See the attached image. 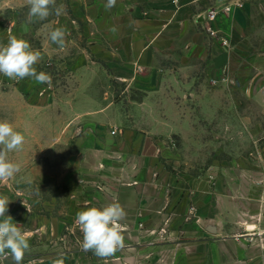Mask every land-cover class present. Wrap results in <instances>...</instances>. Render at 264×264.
Wrapping results in <instances>:
<instances>
[{
	"label": "rangeland",
	"instance_id": "1",
	"mask_svg": "<svg viewBox=\"0 0 264 264\" xmlns=\"http://www.w3.org/2000/svg\"><path fill=\"white\" fill-rule=\"evenodd\" d=\"M56 3L67 9V0ZM19 17L23 21L27 15ZM249 18L233 33L221 30L214 39L208 35L214 42L206 46L207 55H201L190 74L184 71L157 81L117 76L102 81L103 89L112 91L107 96L113 103L112 126L99 130L120 133L127 129L147 136L151 177L181 186L182 194L192 190L200 198L206 189L235 179L237 168L264 166V21L256 17L255 25ZM47 19L77 24L67 16L61 19L53 14ZM47 26L42 22L29 31L21 28V38L40 51L42 59L35 67L51 75L52 87L0 74V120H8L25 137L22 150L8 153L21 170L0 181V195L10 201L6 215L31 234V250L22 264H52L61 256L65 264H102L105 260L81 250L83 234L75 223L78 211L92 207L85 198L93 194L91 189L79 190L83 163L76 138L83 130L77 112L66 110L77 85L72 61L83 54L73 44L77 42L71 39L73 31L65 38L70 45L63 50L57 46L50 53L45 46ZM145 103L148 111L140 108ZM141 119L149 126L135 127L134 121ZM64 134L69 144L60 142ZM106 189L95 193L96 207L110 203L112 193ZM0 264L14 261L0 258Z\"/></svg>",
	"mask_w": 264,
	"mask_h": 264
},
{
	"label": "crops",
	"instance_id": "2",
	"mask_svg": "<svg viewBox=\"0 0 264 264\" xmlns=\"http://www.w3.org/2000/svg\"><path fill=\"white\" fill-rule=\"evenodd\" d=\"M220 1L180 0L176 6L172 0H117L105 10L106 0H67L60 16L72 17L77 24L71 26L67 19L22 21L21 13H28L26 0H0V44L6 45L11 36L21 38V28L29 31L44 22L50 53L57 47L50 32L64 27L73 31L71 39L77 42H72L83 54L72 61L77 85L66 108L77 112L82 134L96 133H78L76 138L83 163L79 190L91 189L85 203L95 206V193L109 184L110 203L119 202L127 213L120 222L126 226L125 247L102 264H264V166L237 168L235 179L197 198L195 191L182 194L181 186L151 177L147 136L127 129L114 134L99 130L112 126L113 103L107 98L112 91L103 89L102 81L116 80L114 76L157 81L190 74L214 42L202 30L199 9ZM249 17L251 24L256 25V17L264 21V0H247L215 25L233 33ZM114 26L116 33L109 31ZM140 108L149 109L146 103ZM134 122L140 129L149 126L143 119ZM60 142L69 144V138L64 134Z\"/></svg>",
	"mask_w": 264,
	"mask_h": 264
},
{
	"label": "clouds",
	"instance_id": "3",
	"mask_svg": "<svg viewBox=\"0 0 264 264\" xmlns=\"http://www.w3.org/2000/svg\"><path fill=\"white\" fill-rule=\"evenodd\" d=\"M117 0H106L105 10L115 7ZM28 6L27 20L29 23L36 20H46L49 16L63 14L64 5H57L56 0H26ZM117 32L114 26L109 29ZM67 29L56 27L49 34L50 41L63 50L66 45ZM42 59L38 50H33L30 43L22 38L11 36L6 45L0 44V74L19 81L31 79L36 84H46L52 87V77L43 71H38L37 65ZM25 143L24 135L16 131L8 120H0V181L6 182L13 178L21 168L18 163L8 159V153L20 151ZM9 199L0 195V258L11 257L14 264H22L26 253L30 252V233L22 231L13 218L6 215ZM127 213L122 205L113 201L101 207H86L78 211L75 223L83 234L80 247L82 251H91L103 260L114 256L125 247L123 235L126 226L120 222ZM52 264H65L63 256L56 258Z\"/></svg>",
	"mask_w": 264,
	"mask_h": 264
},
{
	"label": "built area",
	"instance_id": "4",
	"mask_svg": "<svg viewBox=\"0 0 264 264\" xmlns=\"http://www.w3.org/2000/svg\"><path fill=\"white\" fill-rule=\"evenodd\" d=\"M247 0H222L210 5L205 11H203L198 18L202 22V28L207 35L213 39L219 35L220 30L216 27V22L219 18L231 14L236 9H242L244 3ZM172 3L179 6L180 0H172ZM224 44H227V40H222ZM116 130L111 131L114 134Z\"/></svg>",
	"mask_w": 264,
	"mask_h": 264
}]
</instances>
